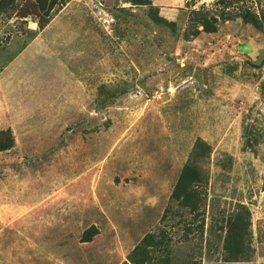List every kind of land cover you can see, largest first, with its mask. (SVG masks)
Returning a JSON list of instances; mask_svg holds the SVG:
<instances>
[{"label":"rangeland","instance_id":"obj_1","mask_svg":"<svg viewBox=\"0 0 264 264\" xmlns=\"http://www.w3.org/2000/svg\"><path fill=\"white\" fill-rule=\"evenodd\" d=\"M227 1L209 32L218 0H0V264H264V0Z\"/></svg>","mask_w":264,"mask_h":264},{"label":"trees","instance_id":"obj_2","mask_svg":"<svg viewBox=\"0 0 264 264\" xmlns=\"http://www.w3.org/2000/svg\"><path fill=\"white\" fill-rule=\"evenodd\" d=\"M134 5H149L151 4L150 0H129ZM221 7L219 11H216L215 14H208L202 9L196 10L195 21L198 25L203 26L204 30L209 32H216L219 28L220 21H224L231 17L230 12L226 11V7L230 6V1L227 0H218ZM45 9V6L43 7ZM240 16L243 18L245 22L252 23L257 29L264 31V15L263 17H259L256 13H252L249 9H245L241 11ZM49 21L46 20L44 22H40V27L43 28ZM12 145L11 138H8V141H3L0 139V149H8ZM196 161V160H195ZM199 167L196 162L193 165H188L183 172L177 182V186L175 187L173 193V200H176L179 205L189 207L193 212L196 209L200 208L201 202L203 205V201L200 198V186L202 180L200 179ZM197 181V183H193V181ZM239 209H236L232 212L230 218L227 220L226 225L224 226L226 229V236L224 238V246L227 248V251L230 253L229 260H240L241 255L246 254L247 244H248V236L250 235V212L248 211L245 205H240ZM202 227L204 224L201 225ZM149 237H153L152 235ZM149 237H145L143 243L146 244ZM150 238V239H151ZM152 240V239H151ZM144 247L142 245H138L133 250V253L130 257V263L128 264H144L146 261V257L142 260H138L133 257L136 255L138 251H141L143 254L146 251L143 250Z\"/></svg>","mask_w":264,"mask_h":264},{"label":"water","instance_id":"obj_3","mask_svg":"<svg viewBox=\"0 0 264 264\" xmlns=\"http://www.w3.org/2000/svg\"><path fill=\"white\" fill-rule=\"evenodd\" d=\"M264 60V49L260 51L258 59L255 61L256 64H261Z\"/></svg>","mask_w":264,"mask_h":264}]
</instances>
